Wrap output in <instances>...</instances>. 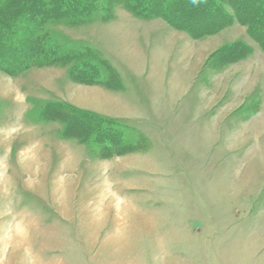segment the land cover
I'll return each mask as SVG.
<instances>
[{"label": "rangeland", "instance_id": "1", "mask_svg": "<svg viewBox=\"0 0 264 264\" xmlns=\"http://www.w3.org/2000/svg\"><path fill=\"white\" fill-rule=\"evenodd\" d=\"M98 2L45 24L55 63L0 71V264H264V49L235 20ZM49 103L117 145L64 136Z\"/></svg>", "mask_w": 264, "mask_h": 264}, {"label": "trees", "instance_id": "2", "mask_svg": "<svg viewBox=\"0 0 264 264\" xmlns=\"http://www.w3.org/2000/svg\"><path fill=\"white\" fill-rule=\"evenodd\" d=\"M125 1L127 10L136 16L160 17L170 23L177 24L187 14L202 19L217 17L218 21L203 28L199 33L201 35L213 33L218 27L228 25L229 20H235L247 26L249 35L264 49V0H198L197 3H193V0ZM98 7V0H4L0 5V71L15 76L34 65L40 67L55 63L58 57L56 51L46 45L45 24L83 19L97 11ZM224 7L231 12L227 14ZM190 21L193 22V18ZM70 75L72 80L88 85L99 83L96 68L92 65L80 63L73 66ZM39 115L44 120L63 122L64 136L84 141L91 131L78 124H88L93 125V137L96 136L97 143L117 145L111 140L112 134L118 135L116 128L113 125L102 127L101 124L106 121L93 114L79 113L74 108L49 103ZM76 126L81 128L77 134L73 131ZM104 135L107 137L104 138Z\"/></svg>", "mask_w": 264, "mask_h": 264}, {"label": "clouds", "instance_id": "3", "mask_svg": "<svg viewBox=\"0 0 264 264\" xmlns=\"http://www.w3.org/2000/svg\"><path fill=\"white\" fill-rule=\"evenodd\" d=\"M198 2V0H193V3H197Z\"/></svg>", "mask_w": 264, "mask_h": 264}, {"label": "crops", "instance_id": "4", "mask_svg": "<svg viewBox=\"0 0 264 264\" xmlns=\"http://www.w3.org/2000/svg\"><path fill=\"white\" fill-rule=\"evenodd\" d=\"M108 95V94H107Z\"/></svg>", "mask_w": 264, "mask_h": 264}]
</instances>
